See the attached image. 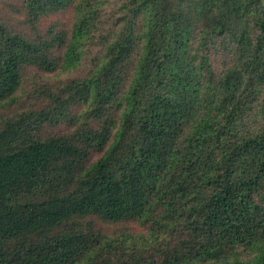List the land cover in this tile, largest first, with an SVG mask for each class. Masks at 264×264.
<instances>
[{"label":"trees","instance_id":"16d2710c","mask_svg":"<svg viewBox=\"0 0 264 264\" xmlns=\"http://www.w3.org/2000/svg\"><path fill=\"white\" fill-rule=\"evenodd\" d=\"M0 264H264L261 0H0Z\"/></svg>","mask_w":264,"mask_h":264},{"label":"crops","instance_id":"0c3cea01","mask_svg":"<svg viewBox=\"0 0 264 264\" xmlns=\"http://www.w3.org/2000/svg\"><path fill=\"white\" fill-rule=\"evenodd\" d=\"M261 2L264 4V0H261Z\"/></svg>","mask_w":264,"mask_h":264}]
</instances>
